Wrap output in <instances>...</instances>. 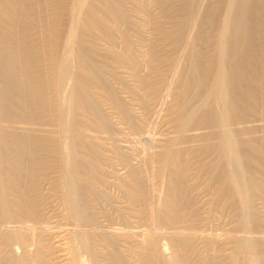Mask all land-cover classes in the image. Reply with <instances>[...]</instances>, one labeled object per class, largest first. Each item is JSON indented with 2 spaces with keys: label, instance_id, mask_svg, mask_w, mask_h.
<instances>
[{
  "label": "rangeland",
  "instance_id": "374dc122",
  "mask_svg": "<svg viewBox=\"0 0 264 264\" xmlns=\"http://www.w3.org/2000/svg\"><path fill=\"white\" fill-rule=\"evenodd\" d=\"M212 1L198 0L191 14L182 0H115L117 11L107 0L27 1L30 71L43 120L20 117L24 111L15 100L17 117L1 119L0 131L32 132L46 141L23 157L29 174L22 180L2 158L14 214L4 216L0 197V264H115L114 252L122 264H155L151 250L164 257L182 252L188 264H231L235 254L239 264H251L246 237L257 264H264V108L255 105L247 118L233 120L232 19L223 60L216 58L234 0H222L205 34L211 39L201 43L197 36ZM5 7L0 43L18 78L23 38L15 1ZM177 16L189 20L174 42ZM197 68L214 69L216 82L223 69L226 100L216 90L205 101L190 81ZM79 90L88 98L78 99ZM204 103L225 116L240 165L221 145V126L198 122L182 130L183 117ZM244 140L254 148L251 158L245 157ZM176 154L178 161L170 160ZM77 156L87 163L84 184L73 174ZM170 173L185 188L184 205L169 199ZM24 202L30 213L20 206ZM11 230L20 235L6 239Z\"/></svg>",
  "mask_w": 264,
  "mask_h": 264
},
{
  "label": "bare ground",
  "instance_id": "6f19581e",
  "mask_svg": "<svg viewBox=\"0 0 264 264\" xmlns=\"http://www.w3.org/2000/svg\"><path fill=\"white\" fill-rule=\"evenodd\" d=\"M14 1H15V5H16V11L13 12V16L16 17V15H17L18 29L22 35V38H23L22 43H21V49H20V76L18 78L14 77L13 72H12L13 65L9 64L5 60V49L2 46V44L0 43V121H1V119L7 118V117H9V118L17 117L16 113H15V109H14V101L15 100L21 104L23 111H24L22 115H19L20 117H25V116L28 117L29 116L33 119H37V120L42 119L43 120V117L37 111L36 102L34 100V96H35L34 94L36 93V89H35L36 87L34 86L33 76H32V73L30 71V64L34 60V53L29 48V45L27 44V40H26V37L28 36V31L30 28L29 27L30 23L27 21L26 15L30 11L31 5H30V3H27L28 0H14ZM197 1L196 0H182V4L185 7V10L188 11L187 12L188 14L189 13L191 14V11H192V13L195 12V11L193 12V9L195 8V4ZM6 2H7V0H0V12L1 11L3 12V10L6 9V7H5ZM30 2H32V0H30ZM107 2H108L109 7L111 8V10L117 11L115 0H107ZM199 2H201V1H199ZM221 3H222V0H213L212 1V4L210 5V7H209V9L205 15V18L203 19L201 29L198 33V36H197L198 42L202 43V42L208 41V43H209V41H210L209 39H211V36L210 37L208 36L209 32L207 29H210L209 27H212V25L215 23L216 16H218L217 13H219L218 10H219ZM199 4H202V2ZM203 6L204 5H200V7H202V9L205 8V6L204 7ZM232 6L234 8L233 14L229 13V15L225 18L226 20L224 22L223 28L221 27L222 30L220 32L219 41H217L218 49L219 48L220 49L217 50V58L216 59L219 62L220 61L222 62V60H223L224 54H222V52L223 51L225 52V49L223 51H221V50L225 47V37L227 34V32H226L227 26L232 19L233 30H232V34H231V48H230V51H231L230 57L232 59L231 92H232V95L235 99V111L233 112V120H238V119H242L245 117L247 118V116L251 113V110L253 109L252 107L255 105L256 106L260 105V106H263L262 108H264V0H236V1L234 0L232 2ZM200 7H199V9H200ZM17 9H18V11H17ZM56 9L58 10V12H56L57 13L56 21H57L58 19L60 20V18L63 17L62 16L63 15V7H62V5L58 4ZM202 9L200 11H202ZM198 12H199V10H198ZM198 12H197V17H199L198 14L199 15L201 14V12H199V13ZM202 12L204 13L205 11L203 10ZM186 17H188V16H180V17L177 16L174 19L172 30L170 33V38L174 42H177L182 37V35L185 31L187 21L189 20ZM198 19L200 20V18H198ZM198 19H197V21H198ZM59 20L57 22H59ZM88 21H90V20H88ZM192 21L190 23H192ZM57 25H59V24H57ZM57 28H59V27H57ZM206 32L208 33L207 36H205V34H207ZM71 38H73V37H71ZM70 40H72V39H70ZM175 45H177V44L175 43ZM86 61L89 62V60H87V59H86ZM86 61H83V62L86 63ZM90 63H89V65L92 69H94V70L98 69L97 66H95V64L92 65ZM222 68L220 69V71L218 73V76H219L218 82H216V79L214 77V69L206 68V69H203V71H201L198 68L196 70L194 69L195 71H194L193 78H192V80L190 79V81H192L191 84H192V86L193 85L195 86V89L198 90V92H199V90L203 92V94H204L203 96H205V101H207V99L210 97L211 93L213 91H216V90L219 91V93L221 94L223 99L226 100L227 92H226V88H225V79H224V73H223ZM192 91H194V90H192ZM195 92H197V91H195ZM77 97H78V99H80V98L81 99H83V98L87 99L88 94L85 91L79 90ZM205 103H207V102H205ZM205 103L202 106L195 107L194 109L189 111L183 117V119L181 120L182 121L181 122L182 130L184 131L188 127L190 129V126H193V125L197 124L198 122L208 123V124H217V125L221 126L222 127L221 136H223V137H221L222 139L220 138L221 140H223L221 145H222V147L224 146L226 148L225 151L228 150L229 153H232L234 155V157H236V160H237L236 163H238V165H240L239 159L237 157V152H236V147H235V144L233 141V137L229 131L228 123L226 121L225 116L221 115L218 117L217 115L212 113L211 107H209ZM86 104L91 105L90 101L87 102ZM2 131L3 130L0 131V197H1V203L3 204V207H4V211H3L4 216L5 217L10 216L11 217V215L14 213L10 207V203L8 201V194H7V190H6L10 184L8 183L7 179L4 177V172H7V169L5 168V166L2 163V158L8 159L6 161L11 165L12 169L16 170V174L18 175L17 178L19 180H22L23 178H25L24 176L29 174L28 173L29 168H28L27 164L25 163L23 157H26V155H28L31 152V149L33 147H35L36 145L45 143L46 138L36 136V134L35 135H33V134L29 135L32 132L28 133V135H21L22 133L10 135L11 133L7 134V133L2 132ZM204 137H205V135H204ZM200 138H201V136H200ZM206 138H208V137H206ZM213 139L215 140V136L213 137ZM220 139H218V140H220ZM244 139H245V137H244ZM211 140H212V138H211ZM211 140L209 141L210 143H211ZM262 141L264 144V139ZM242 142H243V149H244L245 157L251 158L249 156L254 152V148L248 144V141L244 140ZM220 143L221 142H219V144ZM172 145H173V143H172ZM207 146L202 147L201 149L203 151H206L209 148V147L207 148ZM62 148H64V147H62ZM173 149H174V147H173ZM167 150H168V147H167L166 151L164 150V153H163L166 155L165 156L166 159L168 157H170V156H168L170 154L167 155V153H168ZM64 156H66V155H64ZM78 157L79 156H77L75 158V164H74V168H73L75 173H73V174L76 175V176L74 175L76 177L75 180H77V182L79 184H84V182H86V180L83 177V175L81 174V170H83V168H85L87 163H86V161L82 160L80 157H79L80 158L79 159ZM178 157H180V156H178L177 154L173 155V156L171 155L170 160H172V158H174V161H178V159H179ZM66 159H67V157H66ZM66 162H68V161H66ZM68 165H69V163H68ZM65 175H66V173H65ZM168 177H169L168 180H169V187H170L169 199L172 202L177 203L178 205H184L185 201L187 200V196H186L185 188L181 184L182 182H180V180L177 179L176 177H173L171 175V173ZM26 178H27V176H26ZM20 206L22 208L25 207L26 211L29 213L32 210V207H30V205L27 202H24L23 204L20 203ZM88 210L85 212H88ZM244 212L247 216V210H246L245 206H244ZM163 213H165V214L167 213L166 216L168 215L167 211L163 212ZM157 216H159L161 218L160 215H157ZM85 217H86V215H85ZM159 217H158V219H159ZM8 228H10V227H8ZM2 230H3V228H2ZM17 234H19V232L17 233V231H13V230L8 231V233L6 234V239L7 238L11 239V240H12V238L16 239L14 237H17L18 236ZM11 240H9V241H11ZM244 246H246V248L250 254L249 257L251 259V262H249V263L257 264L256 257L251 250L250 237L245 238ZM150 253L152 256V260H153L152 262H154L155 264H188L187 262H185V259L183 260L184 255L182 254V252L177 253L176 255L170 256V257H164L161 254L157 255V253L152 251V250L150 251ZM114 254H115V261H114L115 264H122V260L117 255V252H114ZM164 254H166V253H164ZM18 258H20V256ZM237 258L239 259L237 254L233 255V258L231 260V264H237L239 262V261H237L238 260ZM15 264H26V261L24 259H18Z\"/></svg>",
  "mask_w": 264,
  "mask_h": 264
}]
</instances>
